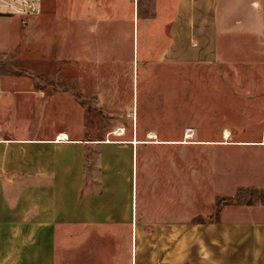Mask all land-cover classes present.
Instances as JSON below:
<instances>
[{"label": "rangeland", "instance_id": "1", "mask_svg": "<svg viewBox=\"0 0 264 264\" xmlns=\"http://www.w3.org/2000/svg\"><path fill=\"white\" fill-rule=\"evenodd\" d=\"M135 3L40 0L37 14L0 16V82L17 112L43 135L136 140L138 161L177 172L180 221L264 203V0L205 1L195 24L198 4L172 24L175 0ZM55 235L57 252L59 239L98 238Z\"/></svg>", "mask_w": 264, "mask_h": 264}, {"label": "crops", "instance_id": "2", "mask_svg": "<svg viewBox=\"0 0 264 264\" xmlns=\"http://www.w3.org/2000/svg\"><path fill=\"white\" fill-rule=\"evenodd\" d=\"M175 1L172 24L187 2L202 23L210 3ZM17 100L0 82V264H69L74 252V264H264V203L180 221L177 172L138 161L136 140L43 135ZM68 230L98 238L59 239L57 252L55 233Z\"/></svg>", "mask_w": 264, "mask_h": 264}, {"label": "built area", "instance_id": "3", "mask_svg": "<svg viewBox=\"0 0 264 264\" xmlns=\"http://www.w3.org/2000/svg\"><path fill=\"white\" fill-rule=\"evenodd\" d=\"M40 10V0H0V16L8 13L37 14Z\"/></svg>", "mask_w": 264, "mask_h": 264}, {"label": "bare ground", "instance_id": "4", "mask_svg": "<svg viewBox=\"0 0 264 264\" xmlns=\"http://www.w3.org/2000/svg\"><path fill=\"white\" fill-rule=\"evenodd\" d=\"M117 133H119V132H117ZM148 135L151 136V137L154 136L153 133H150ZM228 137H229V133H228L227 130H225L224 133H223V138L227 139ZM59 138H67V135L65 133H60ZM263 140H264V138H263Z\"/></svg>", "mask_w": 264, "mask_h": 264}, {"label": "trees", "instance_id": "5", "mask_svg": "<svg viewBox=\"0 0 264 264\" xmlns=\"http://www.w3.org/2000/svg\"><path fill=\"white\" fill-rule=\"evenodd\" d=\"M263 202H264V199H263Z\"/></svg>", "mask_w": 264, "mask_h": 264}]
</instances>
